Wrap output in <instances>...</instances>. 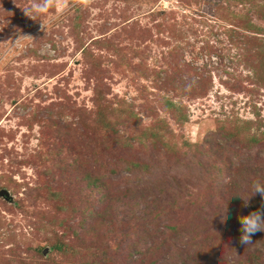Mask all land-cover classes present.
<instances>
[{"label": "rangeland", "instance_id": "374dc122", "mask_svg": "<svg viewBox=\"0 0 264 264\" xmlns=\"http://www.w3.org/2000/svg\"><path fill=\"white\" fill-rule=\"evenodd\" d=\"M32 3L0 0V264H179L184 243L264 264L239 222L264 204V0Z\"/></svg>", "mask_w": 264, "mask_h": 264}, {"label": "clouds", "instance_id": "9594fccd", "mask_svg": "<svg viewBox=\"0 0 264 264\" xmlns=\"http://www.w3.org/2000/svg\"><path fill=\"white\" fill-rule=\"evenodd\" d=\"M82 3L87 4L89 0H81ZM68 7V0H33L32 11L36 14H46L49 9L55 8L57 13L63 12ZM252 192L254 195L259 194L264 198V183L256 181L252 185ZM253 195V196H254ZM243 199V198H242ZM245 207L248 206V200H245ZM241 225L240 243H252V236L258 231H264V204L261 208L249 213L247 216L239 217Z\"/></svg>", "mask_w": 264, "mask_h": 264}, {"label": "trees", "instance_id": "16d2710c", "mask_svg": "<svg viewBox=\"0 0 264 264\" xmlns=\"http://www.w3.org/2000/svg\"><path fill=\"white\" fill-rule=\"evenodd\" d=\"M220 203L221 202H217L216 204H218V205H220ZM142 225H144V226H147L148 225V223H143ZM168 229H170L169 231H172V232H174V231H177V229L175 228V227H173V226H171L170 228H168ZM180 244V243H179ZM181 245V244H180ZM159 247V249H160V247H168V248H171V250H172V247H171V245L169 244V243H167L166 241H162L159 245H158ZM183 246L185 247V246H187L188 247V251H190V249H191V246H190V243H184L183 244ZM56 247V246H55ZM59 248V247H58ZM176 251H179L178 253H176V256L174 255V256H172V258L173 257H175L176 259H178L179 261H180V263L179 264H197V262H192L191 261V259H192V257H196L194 254H190L188 251L187 252H185L184 250H182L181 249V247L179 246L178 247V249H176ZM182 251V252H181ZM193 260V259H192ZM254 260H256V256L254 257V259L252 260V261H254ZM108 261V259L106 260V259H101V263L100 264H102V262H107ZM195 261V260H194ZM159 262V260H158V258H151V259H148L146 262H145V264H157ZM254 263H257V262H254ZM84 264H94V261L93 262H86V263H84Z\"/></svg>", "mask_w": 264, "mask_h": 264}, {"label": "water", "instance_id": "95a60500", "mask_svg": "<svg viewBox=\"0 0 264 264\" xmlns=\"http://www.w3.org/2000/svg\"><path fill=\"white\" fill-rule=\"evenodd\" d=\"M0 195L1 196H5V197H8V192L7 191H5V190H2L1 192H0Z\"/></svg>", "mask_w": 264, "mask_h": 264}]
</instances>
